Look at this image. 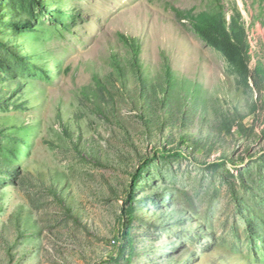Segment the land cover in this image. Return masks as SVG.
Masks as SVG:
<instances>
[{
  "label": "rangeland",
  "instance_id": "obj_1",
  "mask_svg": "<svg viewBox=\"0 0 264 264\" xmlns=\"http://www.w3.org/2000/svg\"><path fill=\"white\" fill-rule=\"evenodd\" d=\"M130 208L132 264H264V0H0V264H100Z\"/></svg>",
  "mask_w": 264,
  "mask_h": 264
},
{
  "label": "trees",
  "instance_id": "obj_2",
  "mask_svg": "<svg viewBox=\"0 0 264 264\" xmlns=\"http://www.w3.org/2000/svg\"><path fill=\"white\" fill-rule=\"evenodd\" d=\"M191 143H190L189 140L183 139V144H185L187 147H189V144H191ZM163 149H165V148H163ZM163 154L190 157V154L187 153V151L183 150L182 147L178 148L176 150H168V151L164 150ZM136 181H137V179H136ZM136 181H134V184H136ZM129 212H130V219H129L130 223L128 225V228H126V230L122 234L124 239L127 241V245L122 243V241H121L120 242V246L118 248H116L115 251H113V253H111L110 258L102 261V263H100V264H107V262H109V259L114 260V261H116L119 264H122L120 262L121 260H124L125 264H132V259H133V255L132 254H133V251H134V247H133V242L131 241L130 226H131L132 221H133L134 209L130 208ZM123 222H124V225L126 226L127 225V219H123ZM116 239H117V241H120L119 237H117V236H116ZM127 251H128V255H127Z\"/></svg>",
  "mask_w": 264,
  "mask_h": 264
}]
</instances>
